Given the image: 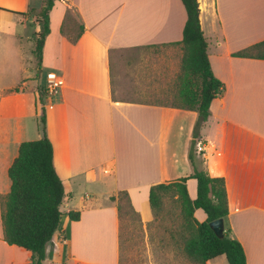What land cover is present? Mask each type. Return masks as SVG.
Masks as SVG:
<instances>
[{
  "label": "crops",
  "instance_id": "0c3cea01",
  "mask_svg": "<svg viewBox=\"0 0 264 264\" xmlns=\"http://www.w3.org/2000/svg\"><path fill=\"white\" fill-rule=\"evenodd\" d=\"M197 1L211 71L223 91L211 101L195 139L194 164L223 179L224 227L241 244L246 264H264V59L235 56L264 40V0ZM44 2L0 0V200L10 190L8 168L19 145L42 137L37 93L44 85L38 78L54 72L62 86L44 108L65 194L60 211L78 208L79 220L72 223L86 213L95 225L105 219L107 225L93 231L96 239L106 233V247L84 259L72 251V233L68 239L60 227L46 246L44 264H119V216L110 197L127 192L141 223H150L149 188L193 172L188 155L197 113L115 99L121 69L113 68L111 54L174 46L186 12L181 0H55L39 68L33 49ZM67 11L84 27L74 44L60 32ZM185 185L194 200L195 179ZM77 201L81 207H74ZM193 216L199 223L206 219L200 209ZM29 256L4 241L0 218V264H30ZM206 264L228 262L220 255Z\"/></svg>",
  "mask_w": 264,
  "mask_h": 264
},
{
  "label": "trees",
  "instance_id": "16d2710c",
  "mask_svg": "<svg viewBox=\"0 0 264 264\" xmlns=\"http://www.w3.org/2000/svg\"><path fill=\"white\" fill-rule=\"evenodd\" d=\"M55 0H45L36 13L39 31L34 37L33 54L40 68L41 52L46 36L49 34V12ZM186 12V21L180 42L181 77L176 94L177 103L162 106L191 110L197 113L189 150V161L193 172L189 177L170 183L152 185L149 188L148 202L153 221L160 218L166 198L178 209L179 225L175 234L180 237L182 251L194 264H206L220 255H224L228 264H246L241 244L231 237L229 228H223V236L217 237L209 223L225 219L228 214L224 181L213 178L206 171L198 170L194 164L193 145L199 137V131L209 116V106L213 99L221 95L223 84L217 80L209 64L207 42L203 36L199 21L197 0H181ZM24 15V14H21ZM84 31L70 11H67L60 32L74 44ZM235 56L242 58L264 59V40ZM21 86L15 88L20 90ZM41 115L39 126L42 137L25 141L19 145L18 155L8 168L10 190L0 200V218L3 239L8 245H14L29 252L30 264H44L45 249L57 232L62 213L60 206L65 197L61 179L53 166V147L46 135L45 108L46 93L38 88ZM196 181V197L191 200L186 189V181ZM125 200L131 213L138 215L132 208L127 192L120 191L111 196V201ZM202 210L206 219L199 223L193 216L195 210ZM120 220V208L117 205ZM70 221L79 220V212L67 213Z\"/></svg>",
  "mask_w": 264,
  "mask_h": 264
},
{
  "label": "rangeland",
  "instance_id": "374dc122",
  "mask_svg": "<svg viewBox=\"0 0 264 264\" xmlns=\"http://www.w3.org/2000/svg\"><path fill=\"white\" fill-rule=\"evenodd\" d=\"M181 57L180 46H150L136 51L112 53L113 68L121 69L120 90L114 98L151 104H178L176 94L180 83L178 79L182 74ZM38 81L45 87V75L44 79L39 76ZM23 86L25 82L21 85ZM44 87L40 88L44 90ZM37 95V106L40 108L39 94ZM30 120L32 126H35V118ZM194 147L198 150L197 143ZM103 203L109 204L107 201ZM116 204L120 208L119 264H194L182 251L180 237L175 234L179 225L178 209L171 199H165L160 218L146 225L141 223L139 215L130 212L125 200H116ZM80 205L77 201L74 207H81ZM77 209L74 211H80ZM100 223L95 225L89 213L84 214L80 223H72L67 214H64L59 228L64 229L68 239L72 233L73 253L89 259L92 252L106 247V233L104 237L100 235L97 239L94 238L99 232H94L93 228L107 225L105 219ZM54 263L62 264L56 259ZM65 264L78 263L70 261Z\"/></svg>",
  "mask_w": 264,
  "mask_h": 264
},
{
  "label": "built area",
  "instance_id": "2783aa9c",
  "mask_svg": "<svg viewBox=\"0 0 264 264\" xmlns=\"http://www.w3.org/2000/svg\"><path fill=\"white\" fill-rule=\"evenodd\" d=\"M46 85L44 91L46 98H52L62 86L61 78L54 72H47L45 74Z\"/></svg>",
  "mask_w": 264,
  "mask_h": 264
},
{
  "label": "water",
  "instance_id": "95a60500",
  "mask_svg": "<svg viewBox=\"0 0 264 264\" xmlns=\"http://www.w3.org/2000/svg\"><path fill=\"white\" fill-rule=\"evenodd\" d=\"M209 227L217 237L221 238L223 236V228H224L223 219H218L210 222Z\"/></svg>",
  "mask_w": 264,
  "mask_h": 264
}]
</instances>
